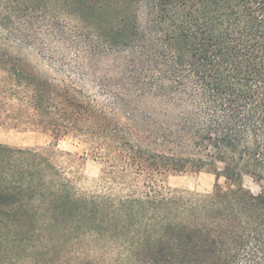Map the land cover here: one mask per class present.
<instances>
[{"label":"trees","instance_id":"16d2710c","mask_svg":"<svg viewBox=\"0 0 264 264\" xmlns=\"http://www.w3.org/2000/svg\"><path fill=\"white\" fill-rule=\"evenodd\" d=\"M37 1L0 0V122L83 142L104 191L0 142V264H264V0ZM187 172L213 190L164 185Z\"/></svg>","mask_w":264,"mask_h":264},{"label":"rangeland","instance_id":"374dc122","mask_svg":"<svg viewBox=\"0 0 264 264\" xmlns=\"http://www.w3.org/2000/svg\"><path fill=\"white\" fill-rule=\"evenodd\" d=\"M43 9L48 10L58 17L69 19L72 25H79L77 17H70L63 12L65 5L62 1L50 3L44 6V2L37 1ZM59 9H62V11ZM143 12L140 14L143 16ZM90 28L94 31V37L98 31L91 24ZM122 56L105 54L93 61H89L93 78L112 77L119 73ZM0 122V142L5 145L18 148H40L51 149L54 151L52 157L59 165L65 167L75 178L76 185L87 193H98L104 191L101 181L102 165L92 159L89 155L88 146L81 141L64 138L54 146L50 135L36 127H33L26 120L2 119ZM221 167V166H220ZM164 185L172 190L190 191L196 193H210L215 184V176L208 172H187L170 173L163 179ZM220 184L225 186L224 179ZM243 186L254 194L264 193V180L256 181L250 176L243 178ZM120 191L115 190L114 194Z\"/></svg>","mask_w":264,"mask_h":264}]
</instances>
